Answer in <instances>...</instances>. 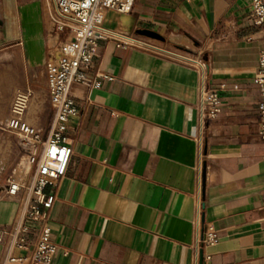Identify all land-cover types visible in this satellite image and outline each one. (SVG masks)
<instances>
[{"label":"crops","instance_id":"crops-1","mask_svg":"<svg viewBox=\"0 0 264 264\" xmlns=\"http://www.w3.org/2000/svg\"><path fill=\"white\" fill-rule=\"evenodd\" d=\"M45 1L0 0V116L18 92L31 89L26 119L43 140L52 124L46 65L66 37L52 32ZM250 4L135 0L129 14L107 12V28L152 30L167 45L202 53L221 112L201 135L195 69L101 41L87 80L71 89L83 115L69 123L67 174L46 188L57 194L52 264H194L201 147L204 220L217 236L204 249V264H264V142L254 82L264 31ZM18 215V200L0 184V226ZM33 227L30 242L38 234Z\"/></svg>","mask_w":264,"mask_h":264},{"label":"built area","instance_id":"built-area-1","mask_svg":"<svg viewBox=\"0 0 264 264\" xmlns=\"http://www.w3.org/2000/svg\"><path fill=\"white\" fill-rule=\"evenodd\" d=\"M135 0H46L45 16L52 32H65V39L52 48L46 65L47 91L52 124L48 137L43 140L40 128L30 124L26 116L32 105L33 91L18 92L12 99L8 117L0 122V129L9 130L24 140L29 150V173L26 177L13 174L6 185V195L19 202V215L13 224L0 226L2 255L0 264H52L58 252L53 241L50 219L57 202V194L47 195L48 186H58L65 178L73 156V138L69 123L81 117L83 110L71 94L74 84L84 83L97 57L101 41L113 42L119 48L138 49L193 68L199 77V130L204 134L208 120L221 112L218 90L208 87V66L202 53L167 45L141 35L126 34L105 26L106 14L115 11L129 14ZM254 24L264 31V0H251ZM102 77V75H99ZM254 82L260 92L259 137L264 142V48L259 52ZM98 83H96L97 85ZM203 148L198 165V189L196 193L195 237L192 245L194 264L208 257L204 249L217 241L214 227L204 220L205 203L202 194L204 169ZM264 203V192L262 193ZM38 234L33 242L28 237L33 226ZM26 252L19 255L17 252Z\"/></svg>","mask_w":264,"mask_h":264},{"label":"rangeland","instance_id":"rangeland-1","mask_svg":"<svg viewBox=\"0 0 264 264\" xmlns=\"http://www.w3.org/2000/svg\"><path fill=\"white\" fill-rule=\"evenodd\" d=\"M191 48L197 52L193 45H191ZM9 109L10 106L8 111L0 116V122L6 119ZM34 118L37 120L42 119V117H38V113H34ZM28 154L29 150L25 147L22 138L9 130L0 129V184H4L6 187L9 177L13 174L18 177L28 175Z\"/></svg>","mask_w":264,"mask_h":264},{"label":"water","instance_id":"water-1","mask_svg":"<svg viewBox=\"0 0 264 264\" xmlns=\"http://www.w3.org/2000/svg\"><path fill=\"white\" fill-rule=\"evenodd\" d=\"M139 34L141 36H145V37L155 39L161 42L165 40L163 36H161L159 33L152 31V30H141L139 31ZM200 264H204L203 252L201 253V257H200Z\"/></svg>","mask_w":264,"mask_h":264},{"label":"bare ground","instance_id":"bare-ground-1","mask_svg":"<svg viewBox=\"0 0 264 264\" xmlns=\"http://www.w3.org/2000/svg\"><path fill=\"white\" fill-rule=\"evenodd\" d=\"M29 167L27 168V171H28Z\"/></svg>","mask_w":264,"mask_h":264}]
</instances>
